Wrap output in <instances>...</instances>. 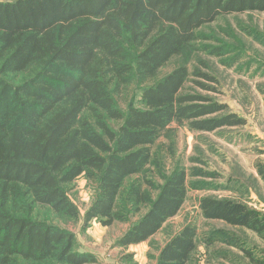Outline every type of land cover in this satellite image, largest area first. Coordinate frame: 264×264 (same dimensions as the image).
<instances>
[{
	"label": "trees",
	"instance_id": "obj_1",
	"mask_svg": "<svg viewBox=\"0 0 264 264\" xmlns=\"http://www.w3.org/2000/svg\"><path fill=\"white\" fill-rule=\"evenodd\" d=\"M246 11H264V0L0 1V264L96 262L45 215L78 217L67 191L82 175L94 186L85 223L124 222L144 208L118 244L145 241L176 215L186 171L174 167L159 185L146 178L152 145L173 122L213 131L245 120L187 90L189 74L214 81L208 73L186 64L158 72L184 53L223 54L197 44L198 29ZM198 206L204 218L264 235V216L243 202L203 196ZM195 241V227L184 225L155 264H188Z\"/></svg>",
	"mask_w": 264,
	"mask_h": 264
},
{
	"label": "rangeland",
	"instance_id": "obj_2",
	"mask_svg": "<svg viewBox=\"0 0 264 264\" xmlns=\"http://www.w3.org/2000/svg\"><path fill=\"white\" fill-rule=\"evenodd\" d=\"M198 32L205 37L197 44L221 47L223 54L215 56L201 49L184 53L171 58L157 77L178 64L208 73L214 81L189 74L187 90L226 103V110L245 122L213 131L191 130L173 122L156 140L146 178L159 185L162 175L179 166L190 184L180 210L145 241L117 243L144 208L129 213L124 222L107 226L92 219L85 223L83 216L93 199L94 186L83 175L77 177L67 195L77 206L78 217L45 215L73 233L77 251L95 256V263L85 264H155L162 245L186 224L196 230V247L188 264H256L245 251L264 262L263 233L204 218L198 206L201 197L213 196L243 202L264 216V11L220 14ZM193 80H201L210 89L198 87ZM193 183L202 187L194 189Z\"/></svg>",
	"mask_w": 264,
	"mask_h": 264
}]
</instances>
